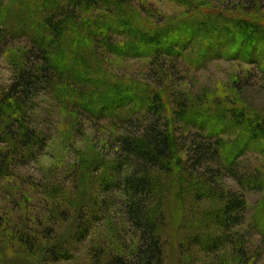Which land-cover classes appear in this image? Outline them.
Returning <instances> with one entry per match:
<instances>
[{"label": "rangeland", "instance_id": "1", "mask_svg": "<svg viewBox=\"0 0 264 264\" xmlns=\"http://www.w3.org/2000/svg\"><path fill=\"white\" fill-rule=\"evenodd\" d=\"M94 1L87 10L79 9L86 12L87 21L70 32L82 55L72 69L73 78L57 76L36 87L23 120L31 140L18 136L19 123L12 130L16 144L10 137L0 140V151L10 153L8 174L0 177V264H107L115 256L134 259L143 240L129 206L142 195L134 197L125 180L143 171L121 142L132 137L142 143L145 128L156 117L138 103L122 107L113 103L108 109L106 105L132 92L150 95L153 89L169 106L168 112L163 110L166 120H161V128L166 129L170 119L171 137L182 143L174 152L175 161L169 162L177 164L175 171L149 167L154 192L149 204L152 217L161 219L163 264H264V190L253 182L264 176V131L254 140L247 127L256 121L264 126L260 61L255 55L248 58L253 62L245 60V54L234 56L240 43L214 53L192 43L183 57L164 55L158 63L151 55L131 53L129 46L136 43L132 37L93 32L85 25L96 23L97 28L131 14L148 27L175 28L192 20L186 16L194 9L264 18V0ZM33 38L31 29H21L17 20L0 15V101L22 73H38L41 63L30 53ZM117 90L125 95L114 97ZM83 104H94L95 112ZM181 105L188 108L189 119H210L214 132L218 131L213 124H230L236 114L245 115V126L227 125L225 132H219L235 146L233 153L223 150V155L235 154V166L211 160L207 164L211 170L193 168L188 159L198 127L178 119L175 113ZM3 107L23 112L8 103ZM179 159L187 162L192 175ZM231 197L242 198L244 206L222 219Z\"/></svg>", "mask_w": 264, "mask_h": 264}, {"label": "trees", "instance_id": "2", "mask_svg": "<svg viewBox=\"0 0 264 264\" xmlns=\"http://www.w3.org/2000/svg\"><path fill=\"white\" fill-rule=\"evenodd\" d=\"M93 1L0 0V15L5 14L8 20H17L21 23V29H31L33 32V47H31L30 53L35 56L37 62L41 63L37 74L22 73L20 79L10 88V91L5 93L0 101V140H6L10 137L12 142L16 144V134L12 130L14 128L15 131L17 123L22 128L20 133L18 130V136L25 141L27 139V141L31 140L32 135L29 127H24L23 120L26 118V106L29 104L28 102L31 100L33 92L37 91L36 87L40 89V86H43L46 81L49 84L53 77L57 76L66 75L73 78L72 69L77 66V61L82 58V55L80 54L79 46H76V37L73 35L72 38L70 32L76 29L77 24L84 20L87 21L86 12L83 13L79 9L83 7L87 10L88 7L92 6L90 4ZM94 2L96 3L97 1ZM214 12L207 9H194L192 14L186 16L188 19L193 18L192 20L181 24V26L177 25L175 28L170 26L166 29L148 27L134 20L131 14L116 20L104 21L97 28H93L95 25H99L96 23L88 22L85 25H88L87 28L92 29L93 32L102 34L109 31L132 37L136 43L129 46L130 50H134L131 53L135 52L138 54L139 52L151 55L158 63L163 59L164 55L183 57L182 52L187 50L192 43L191 46L193 47L196 44H199V48L204 47L206 53H214L219 49L222 52H227L232 43H240L238 45L240 47L234 49L232 54L236 57H241L245 54L243 58L248 61L250 60L248 58L255 55L263 67L262 70H264V18L248 17L240 12ZM198 15L199 18H197ZM214 31H216V35L213 34ZM222 37H227L228 40ZM222 39L224 40L222 41ZM141 46L143 48L138 50ZM121 90H117L113 94L114 97L120 95L123 97L125 94H122L124 91ZM7 103L12 105V107L13 105L19 106L21 110L23 109V112H7L5 107H3ZM113 103H119L118 107H122L124 104L138 103L146 114H152L153 117H156V120L149 123L148 127L145 128L142 135L144 138L142 143L132 137H125L121 142L124 149L137 157L138 165L143 171L142 175L136 176L137 174H134L125 180L134 197L142 195L139 199L137 198L136 202H131L129 213L134 225L141 233L143 243L140 245L137 255H134L133 260H129L125 256H115L107 264H163V243L158 233L161 219L152 217L154 209L149 204V200L154 197L149 167L153 166L175 171L177 164L174 165V163L169 162L171 159L175 161L174 152L182 147V143L181 140L175 143L174 139H172L170 132L172 128L169 126L170 119L166 129L163 130L162 126H160L162 125L161 120H166L162 114L163 110L167 111L169 106L163 103L162 94L157 89H153L150 95L145 96L132 92L125 99H115L107 103L106 108L108 109ZM93 105L83 104L87 111L94 113L95 108ZM187 110L188 108L181 105L175 115L180 121L184 123L192 122L198 127L196 138L191 142L188 159V162L193 163V168L196 171L199 170L197 166L211 170L213 168L207 166L211 160L222 161L219 164L228 167L229 165L235 166V154L234 156L230 153L228 155L224 153L223 155V150L227 149L232 152L235 146L229 141H224L219 136V132H225L227 125L233 129H240L245 126V115L242 112L238 115L236 114L235 119L230 124H213V128L218 131L214 132L211 129L212 122L210 119H207L206 122L202 121L204 119L201 121L195 118L193 120L189 119L186 115H190V112ZM231 114L233 119L235 111ZM240 117L242 118L241 121L239 120ZM253 125H247L254 132L251 135V139L259 140L258 138L262 137L260 134L264 131V126L257 121ZM245 130L243 128L242 132ZM177 162L179 164L183 163L182 168L188 174H191L187 167V162H183L182 159ZM9 166L10 153L0 151V177L8 174ZM253 182L258 184L257 187L264 190V176H257ZM243 206L244 201L242 198L231 197L222 211L223 215L221 218L227 219L226 216L228 214L232 217L233 212Z\"/></svg>", "mask_w": 264, "mask_h": 264}]
</instances>
